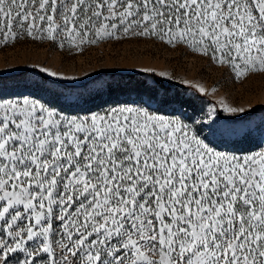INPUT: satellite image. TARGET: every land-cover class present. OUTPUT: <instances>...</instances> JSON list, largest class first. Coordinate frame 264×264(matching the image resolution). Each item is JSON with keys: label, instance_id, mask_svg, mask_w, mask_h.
Segmentation results:
<instances>
[{"label": "snow or ice", "instance_id": "6c2138e0", "mask_svg": "<svg viewBox=\"0 0 264 264\" xmlns=\"http://www.w3.org/2000/svg\"><path fill=\"white\" fill-rule=\"evenodd\" d=\"M126 41L179 48L242 83L264 76V0H0V51ZM32 67L43 75L0 83V264H264L254 104L210 102L215 86L164 70L140 69L163 79L120 100L106 84L51 87L45 77H81Z\"/></svg>", "mask_w": 264, "mask_h": 264}, {"label": "rangeland", "instance_id": "374dc122", "mask_svg": "<svg viewBox=\"0 0 264 264\" xmlns=\"http://www.w3.org/2000/svg\"><path fill=\"white\" fill-rule=\"evenodd\" d=\"M23 64L29 67L7 71L0 76V83L5 89L13 90L22 75L35 72L32 65L36 64H42L65 75L81 77L79 80L69 81L45 77L53 81L51 87L62 86L76 93H87L100 84H106L111 91L110 98L120 100L126 99L128 93L142 89L145 84L150 85L154 80L163 79L140 69H155L157 73L164 70L173 77L200 80L209 87L217 88L216 96L208 98L210 102L217 97H224L234 106L254 104L255 111L250 114V118L257 126V133H264V76L253 75L242 83L233 82L229 80L227 71L208 67L196 56L182 55L179 48L172 49L159 43L152 44L151 41H126L123 44L91 46L82 55L71 56L65 55L61 50L50 49L47 43L18 44L15 48L0 51V69H4L6 65ZM86 72L90 75L85 78L83 74ZM35 75L43 74L35 72ZM164 84L166 87H180L179 84L169 81ZM225 117L226 114L221 113V118ZM255 146V142L228 144L222 150L240 148L251 151Z\"/></svg>", "mask_w": 264, "mask_h": 264}, {"label": "trees", "instance_id": "16d2710c", "mask_svg": "<svg viewBox=\"0 0 264 264\" xmlns=\"http://www.w3.org/2000/svg\"><path fill=\"white\" fill-rule=\"evenodd\" d=\"M154 77V76H153Z\"/></svg>", "mask_w": 264, "mask_h": 264}]
</instances>
